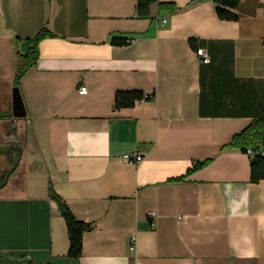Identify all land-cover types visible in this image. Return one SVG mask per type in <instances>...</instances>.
<instances>
[{"label": "crops", "instance_id": "1", "mask_svg": "<svg viewBox=\"0 0 264 264\" xmlns=\"http://www.w3.org/2000/svg\"><path fill=\"white\" fill-rule=\"evenodd\" d=\"M144 1L146 17L139 0H0L2 50L54 33L19 81L35 146L0 181V264H264V179L230 145L264 117V0L236 20L214 0ZM120 90L142 100L117 107ZM51 187L92 224L78 258Z\"/></svg>", "mask_w": 264, "mask_h": 264}, {"label": "trees", "instance_id": "2", "mask_svg": "<svg viewBox=\"0 0 264 264\" xmlns=\"http://www.w3.org/2000/svg\"><path fill=\"white\" fill-rule=\"evenodd\" d=\"M241 0H214L215 8L218 16L225 20H236L240 17L238 8ZM149 3L144 0L138 2V15H149ZM161 6L174 8V3L161 2ZM54 33L46 26H43L34 37H27L25 45L27 51L18 53V73L16 76V85L24 73L33 66L39 57V42ZM114 43L125 44L127 40L114 38ZM23 62V63H22ZM141 91H118L116 94V106L132 105L136 98L141 97ZM12 115L11 112L7 113ZM230 145L240 147L247 152L248 148H252L255 155L252 159L251 180L259 181L264 179V117L255 118L253 122L240 133L234 135ZM50 196L54 198L58 204L62 215L65 217L68 227L70 248L69 255L78 258L82 254L83 235L85 231L92 228V224L82 221L74 216L66 201L60 197L55 190L50 188Z\"/></svg>", "mask_w": 264, "mask_h": 264}, {"label": "rangeland", "instance_id": "3", "mask_svg": "<svg viewBox=\"0 0 264 264\" xmlns=\"http://www.w3.org/2000/svg\"><path fill=\"white\" fill-rule=\"evenodd\" d=\"M27 51V46L17 45L14 51L10 54L2 50L0 47V113L9 111L11 107L10 97L14 87L13 83L18 73V53ZM23 63V62H22ZM9 86L11 90L9 89ZM7 119L0 120V175L7 174L11 164L8 161L10 155L13 154L11 146L22 149L23 154L17 169L22 170L29 162H32V152L35 146L34 140L31 138V131L26 123L25 117H5ZM7 177L1 178L5 181Z\"/></svg>", "mask_w": 264, "mask_h": 264}, {"label": "built area", "instance_id": "4", "mask_svg": "<svg viewBox=\"0 0 264 264\" xmlns=\"http://www.w3.org/2000/svg\"><path fill=\"white\" fill-rule=\"evenodd\" d=\"M131 39H127V41H130ZM198 55L200 56L201 60L203 63H209L211 61V56L209 54V52L207 51V49L201 47L197 50ZM80 93H87L88 92V87L86 85H82L79 88ZM150 96H154V95H149L146 94L144 98L150 97ZM138 101L142 100V98L137 99ZM247 153L250 155V157L252 158L255 155V152L252 148H248ZM125 160L131 162V163H139L142 160H144L145 156L144 154L138 152L137 150H133V151H127L125 153H123L121 155ZM156 211L153 210L150 213V216L152 218H154L156 216ZM136 242H137V235H133L132 236V240H131V244H130V248L132 250L136 249Z\"/></svg>", "mask_w": 264, "mask_h": 264}, {"label": "water", "instance_id": "5", "mask_svg": "<svg viewBox=\"0 0 264 264\" xmlns=\"http://www.w3.org/2000/svg\"><path fill=\"white\" fill-rule=\"evenodd\" d=\"M11 114L15 117H25L27 116V109L25 100L22 94L21 87L19 85H15L12 89V106H11ZM17 148V154L15 156L14 165H18L21 157H22V149Z\"/></svg>", "mask_w": 264, "mask_h": 264}, {"label": "flooded vegetation", "instance_id": "6", "mask_svg": "<svg viewBox=\"0 0 264 264\" xmlns=\"http://www.w3.org/2000/svg\"><path fill=\"white\" fill-rule=\"evenodd\" d=\"M7 112H9V111H7ZM7 116L10 117V116H13V115H7ZM7 116L5 115L2 118H5ZM11 150H13V154L14 155H10L9 158H8V161H7V162H9L11 164V166H10V168H8V173L7 174L1 173V175H0V181H1V178H5V177L8 178L17 169V167L19 165V164L16 165V166L14 165L15 156L17 154V148H15L14 146H11ZM1 182H3V181H1Z\"/></svg>", "mask_w": 264, "mask_h": 264}]
</instances>
